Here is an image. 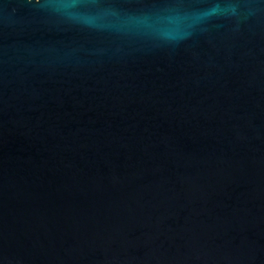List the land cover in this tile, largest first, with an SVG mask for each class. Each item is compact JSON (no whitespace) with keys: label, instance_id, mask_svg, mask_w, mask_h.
<instances>
[{"label":"water","instance_id":"1","mask_svg":"<svg viewBox=\"0 0 264 264\" xmlns=\"http://www.w3.org/2000/svg\"><path fill=\"white\" fill-rule=\"evenodd\" d=\"M0 264H264V0H0Z\"/></svg>","mask_w":264,"mask_h":264}]
</instances>
